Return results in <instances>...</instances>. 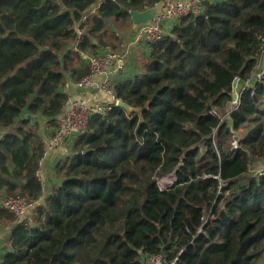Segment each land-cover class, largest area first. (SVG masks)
<instances>
[{"label":"trees","instance_id":"1","mask_svg":"<svg viewBox=\"0 0 264 264\" xmlns=\"http://www.w3.org/2000/svg\"><path fill=\"white\" fill-rule=\"evenodd\" d=\"M99 1L0 0V200L43 195L41 120L53 137L67 78L90 72L80 57L71 65L68 50H121L114 30L125 35L130 12L162 2L103 0L88 26ZM263 37L264 0H217L150 45L140 73L115 86L141 111L93 116L31 221L0 210V225L13 226L0 264H141L156 254L178 264H264V174H254L264 170V82L240 93L227 121L210 114L224 113L234 80L255 72ZM250 125L234 149L233 132ZM173 173L161 191L157 178Z\"/></svg>","mask_w":264,"mask_h":264},{"label":"built area","instance_id":"2","mask_svg":"<svg viewBox=\"0 0 264 264\" xmlns=\"http://www.w3.org/2000/svg\"><path fill=\"white\" fill-rule=\"evenodd\" d=\"M208 1L210 0H162L163 8L161 15L152 23L139 28L131 38V45L139 47L146 44L150 46L163 40L166 36H171L172 29L181 19L188 15H200L203 13ZM88 16L89 15H87L86 19ZM260 56H264V37L261 38L260 50L256 56L258 63L255 72L245 82L240 83L239 81L241 90H239L238 87V98L236 101L232 100L229 104L225 111V116L228 115L229 117L230 112L239 106L240 93L242 91L253 88L257 82H264V65L262 66V71L260 70V73L257 75ZM87 67L90 71L89 75L77 82V85L80 87L100 88L108 96L109 102L105 104H88L82 100L68 97L63 113L56 118L54 136L51 137L50 140H44L45 152L40 162V167L42 166L44 158L47 156L48 152L51 153L65 143L72 145L75 139L84 134L87 131L89 121L93 116H105L113 109V106H117L119 99L115 91V86L117 84L116 79L125 71V53L121 51L117 52L111 47L104 46L99 50L98 54L89 57ZM98 80L100 81L99 85H97ZM210 114L219 117L221 121H224L223 117L225 116H221L222 111H219L217 108L213 107ZM244 129L233 132L232 138L234 141V149L238 148L239 142L241 141L238 134ZM243 137L244 135H242V138ZM200 146H204V143ZM182 166L183 158L178 165V169ZM40 167L37 172V177L42 183ZM254 174L261 176L264 174V170L261 169L255 171ZM205 177L208 178V176ZM214 178L219 180V177ZM175 181L176 173L157 178V184L161 191H168ZM225 186V183H220L217 191L218 196L222 194V190ZM44 204L45 201L43 196L34 200L23 197H8L0 200V210H4L14 215L16 221L29 222L36 216L38 209ZM205 222L207 221L205 220ZM1 227L8 232L10 224L2 223ZM141 264H178V257L170 261L166 259L163 254L142 255Z\"/></svg>","mask_w":264,"mask_h":264},{"label":"crops","instance_id":"3","mask_svg":"<svg viewBox=\"0 0 264 264\" xmlns=\"http://www.w3.org/2000/svg\"><path fill=\"white\" fill-rule=\"evenodd\" d=\"M103 0L99 1L96 6L92 7L89 11V16L86 19V22L89 25L92 24L93 18L97 15L99 10V5L102 3ZM213 2H216L217 0H210ZM133 29V27H132ZM86 33V29H84L82 32H80V37H82ZM134 30L133 34L126 38L124 35H120L118 31L114 30V34L118 36V38L121 39V51L125 53L126 55V67L124 73L116 79V82H121L128 80L132 78L135 75H138L140 73V63L143 60H146L149 58L150 55V46L149 45H142V46H134L131 45V38L134 36ZM77 51V44H74L69 50L68 54L71 53L70 59L68 62L73 65L78 62L79 57L81 58L82 66L88 65V59L91 55L87 54H76ZM79 66V65H78ZM80 67V66H79ZM100 84V81H97V85ZM62 92L66 95H68L69 98L79 99L82 100L88 104H105L109 102L108 96L97 87L94 88H88V87H80L77 85V82H74L71 77H68L66 80V83L64 84L62 88ZM44 120V125H42V132L44 135V138L46 140H50L51 137H49V129L46 127L47 120ZM72 145L65 143L64 145L60 146V148H57L53 150L51 153L48 152L47 156L44 158L43 164L40 167L41 172V178H42V184H43V198L46 203V201L49 199V197L53 194V192L59 187L61 184V178H59L56 174V166L59 161L64 160L68 156L71 155ZM1 230H3V227H1ZM13 226L10 225V229L8 232L2 236L0 233V251L1 255L4 252V249L8 246V236L11 232ZM0 230V231H1Z\"/></svg>","mask_w":264,"mask_h":264},{"label":"water","instance_id":"4","mask_svg":"<svg viewBox=\"0 0 264 264\" xmlns=\"http://www.w3.org/2000/svg\"><path fill=\"white\" fill-rule=\"evenodd\" d=\"M162 8H163V4L161 2L156 4L154 7L146 9L145 11L130 12L131 24L134 32H137L139 28H141L144 25H148L152 23L156 18H158L162 13ZM238 87H239V79H235L232 86V100L234 101H236L238 98V93H237ZM116 107L122 108L129 113L141 111L140 109H135L127 105L121 100L118 101Z\"/></svg>","mask_w":264,"mask_h":264},{"label":"rangeland","instance_id":"5","mask_svg":"<svg viewBox=\"0 0 264 264\" xmlns=\"http://www.w3.org/2000/svg\"><path fill=\"white\" fill-rule=\"evenodd\" d=\"M120 32H122V31H120ZM119 32V34L120 35H123L122 33H120ZM124 32H126V34L124 35V36H126V38H128V37H130L132 34H133V31H132V28H131V23L129 24V26H128V30H127V28H125V30H124ZM109 45H111V44H109ZM112 46V45H111ZM109 47V46H108ZM122 48V47H121ZM123 49V48H122ZM116 51V50H115ZM119 51H121V50H118L117 52H119ZM122 52V51H121ZM264 65V56H260V58H259V66H258V69H257V75H258V73H260V70L262 71V69H263V66ZM239 90H241V85L239 86ZM225 111H224V113L222 112V114H221V116H225ZM223 119H224V121H227V119H228V115H226L225 117H223ZM263 122H264V117H263ZM41 125H44V120L42 121L41 120ZM252 125H250V126H248V127H246L243 131H241L240 132V134H238L239 135V138L240 139H242V135H245L246 133H248V131L250 130V129H252ZM45 140V139H44ZM233 143H234V141H233V138H232V140H231V145H232V147H233ZM238 147H239V145H238ZM201 148H202V150H201V154L202 155H206V151H207V149L204 147V146H201ZM254 171V169H252L251 170V175L254 173L253 172ZM243 183H245V181H243ZM225 195H227V194H225ZM205 214H206V217L208 216V213L207 212H205ZM0 230H1V228H0ZM0 233L2 234V236H4L7 232L3 229V230H1L0 231ZM3 250V249H2ZM2 250L0 251V257H1V252H2ZM3 254V253H2Z\"/></svg>","mask_w":264,"mask_h":264}]
</instances>
